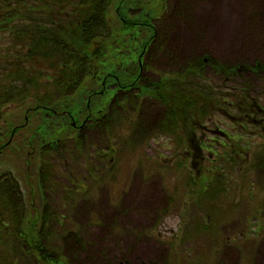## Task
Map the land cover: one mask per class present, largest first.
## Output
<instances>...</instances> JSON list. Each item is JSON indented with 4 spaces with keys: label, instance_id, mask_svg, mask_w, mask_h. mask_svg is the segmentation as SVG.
<instances>
[{
    "label": "rangeland",
    "instance_id": "obj_1",
    "mask_svg": "<svg viewBox=\"0 0 264 264\" xmlns=\"http://www.w3.org/2000/svg\"><path fill=\"white\" fill-rule=\"evenodd\" d=\"M165 5L160 19L152 21L157 30L144 55L146 82L158 74L175 77L192 63L210 57L264 86V0H166ZM224 12L229 22L236 18L237 28L240 26L238 33L225 38L226 52L216 46L221 35L214 33L225 22ZM142 30L141 42L151 35ZM6 42L7 37L1 36L0 43ZM136 44L133 40L132 45ZM133 70L136 67L129 68ZM17 82L14 80L18 87ZM24 88L26 93L33 90L30 82ZM86 88L97 91L90 104L97 106L103 95L100 84L87 82ZM68 91L74 93L75 88ZM87 96L84 90L77 93L75 102L81 110ZM12 99L3 105L5 111L8 109L0 117V132L10 131L7 119L27 125L12 139V148L0 153V174L15 175L25 190L29 138L40 135L33 136L31 130L36 118L27 119L31 99L19 102L16 95ZM111 103L108 108H112ZM116 105L111 117L113 131L107 132L109 149H116L114 159L107 154L104 142L108 137L101 126H86L80 131L87 149L77 147L70 138L53 155L62 165L56 182H73L78 191L66 199L58 188L40 200L47 201L62 217L48 226L53 234L47 243L51 254L63 253L69 264H264V225L263 229L259 226L261 220L264 222V133L242 134L236 137L237 142L236 138L227 140L223 148L217 141L220 150L216 155L205 151L206 166L197 178L196 170L181 164L184 151L179 147L180 137L160 130L165 114L161 101L136 92L126 110L121 108L125 114L130 111L128 120L118 118ZM54 108L60 120L69 116L62 113L60 104ZM95 116L93 113L90 119ZM50 117L57 120L52 114ZM228 130L231 132V127ZM213 135L218 134H206L212 145ZM98 147H104L97 153L103 158L94 151ZM37 151L30 161L32 182L40 165ZM91 158L95 160L90 162ZM92 167L96 172L92 170L94 175L84 180ZM204 178L213 183L203 184ZM214 190L219 194L212 203L207 198H212ZM15 243L17 251L11 246L3 250L18 257L17 264H37L25 256L20 243Z\"/></svg>",
    "mask_w": 264,
    "mask_h": 264
},
{
    "label": "trees",
    "instance_id": "obj_2",
    "mask_svg": "<svg viewBox=\"0 0 264 264\" xmlns=\"http://www.w3.org/2000/svg\"><path fill=\"white\" fill-rule=\"evenodd\" d=\"M165 1L0 0V37H7L5 44L0 43V78L3 79L0 81V117L6 115L8 106L5 111L3 105L13 100V95L19 96V102L31 99L27 119L36 118L31 130L33 136L34 133L40 135L29 138L23 173L25 190L15 175L0 174V264H17L18 257L7 254L10 246L17 251L16 241L22 245L25 256L37 264H69L63 253L52 255L47 245L53 235L48 226L62 217L47 201L40 200L58 188L67 199L78 185L60 179L56 182L62 165L53 155L70 138L75 139L77 147L87 149L79 135L86 126L91 129L101 126L108 137L107 132L113 131V106L117 103L118 118L128 120L130 111L125 114L121 108L126 110L136 92L164 104L160 130L180 137L179 147L184 151L181 164L187 163L196 170L197 178H201L206 166L205 151L216 155L220 150L215 145L217 141L223 148L227 147V140L235 141L242 134L264 133V86L210 57L192 63L175 77L158 74L146 82L144 55L148 44L156 37L157 29L152 21L160 19ZM142 29L151 32L143 42L140 41ZM133 40L137 43L134 46ZM130 67L136 70L130 72ZM232 78L235 79L230 81ZM14 80L20 81L18 87L23 88L15 86ZM29 82L33 90L26 93L24 86ZM87 82L101 86L103 95L97 106H90L91 97L97 91L88 90ZM71 86L75 88L74 93L68 91ZM83 90L88 96L81 110L75 100L78 91ZM55 91L58 95H54ZM110 101L112 108L107 107ZM55 104H60L62 113L69 116L60 120ZM93 113L96 116L91 120ZM51 114L56 121L51 120ZM108 116L110 119L106 121ZM6 121L11 129L0 132V153L12 148V139L27 125ZM208 131L218 134L213 135L214 145L207 142ZM110 138L104 143L112 160L116 149H109ZM236 139L235 142L239 141ZM91 143L87 144L88 148ZM33 146L36 151L39 149L40 161L35 182L30 181L29 172L30 161H34ZM233 147L237 145L233 143ZM16 154L19 156V152ZM69 172L66 169V173ZM205 183L213 182L204 178ZM218 183H222L220 179ZM218 194L219 191L214 190L210 194L212 198H206L214 203Z\"/></svg>",
    "mask_w": 264,
    "mask_h": 264
},
{
    "label": "bare ground",
    "instance_id": "obj_3",
    "mask_svg": "<svg viewBox=\"0 0 264 264\" xmlns=\"http://www.w3.org/2000/svg\"><path fill=\"white\" fill-rule=\"evenodd\" d=\"M223 20L225 22L228 21V23L223 22V26L221 28L218 25L215 28V32L214 33H217L218 35H221V41H220L221 45L219 43V45L216 44V46H218V49L221 50L222 52H226L227 47L225 45V38H229L230 36H232L233 35V32L234 33L235 32L238 33V31L240 29V26L237 28L236 18H235L234 21L229 22V20H227V14H226V12H224ZM213 31H214V29H212V32Z\"/></svg>",
    "mask_w": 264,
    "mask_h": 264
},
{
    "label": "flooded vegetation",
    "instance_id": "obj_4",
    "mask_svg": "<svg viewBox=\"0 0 264 264\" xmlns=\"http://www.w3.org/2000/svg\"><path fill=\"white\" fill-rule=\"evenodd\" d=\"M90 122V121H89ZM97 140V139H96ZM101 148H96V149H94V151H95V153L97 154L98 153V151L100 150ZM100 155V157H102L103 158V156L101 155V153L100 154H97V156H99ZM91 160H95L94 158H91ZM90 170V172H88L87 174H85V176H84V178L86 177V178H90V175H91V173L94 175V172H91L92 170H94L95 172H96V169H94V168H90L89 169ZM263 225H264V222L261 220L260 221V223H259V226L261 227V229H263Z\"/></svg>",
    "mask_w": 264,
    "mask_h": 264
}]
</instances>
